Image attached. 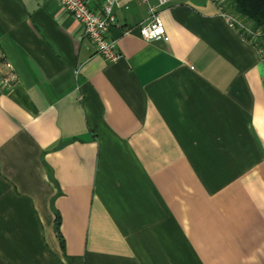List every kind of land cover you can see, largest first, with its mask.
<instances>
[{
	"label": "crops",
	"instance_id": "crops-1",
	"mask_svg": "<svg viewBox=\"0 0 264 264\" xmlns=\"http://www.w3.org/2000/svg\"><path fill=\"white\" fill-rule=\"evenodd\" d=\"M223 12L120 0L109 62L57 0H0V264H264V49Z\"/></svg>",
	"mask_w": 264,
	"mask_h": 264
},
{
	"label": "built area",
	"instance_id": "built-area-1",
	"mask_svg": "<svg viewBox=\"0 0 264 264\" xmlns=\"http://www.w3.org/2000/svg\"><path fill=\"white\" fill-rule=\"evenodd\" d=\"M61 6L67 9L72 16L80 22L84 27L85 36L95 45L98 54L102 55L107 61H117L121 56L116 48V41L109 39L107 33L115 24V7L120 0H104V4L100 12L94 11L88 0H57ZM147 1V0H143ZM160 5H165L169 0H159ZM223 15L241 34H253L246 25L230 13L223 12ZM135 28L138 29L140 36L148 41L166 38V29L161 20L159 7L151 6L149 9V17L139 23ZM127 29L125 32H132L133 29ZM254 35V34H253ZM257 41V35L253 36ZM7 68H12L9 62L5 63ZM1 76V74H0ZM1 81L6 83L8 77L2 75Z\"/></svg>",
	"mask_w": 264,
	"mask_h": 264
},
{
	"label": "trees",
	"instance_id": "trees-1",
	"mask_svg": "<svg viewBox=\"0 0 264 264\" xmlns=\"http://www.w3.org/2000/svg\"><path fill=\"white\" fill-rule=\"evenodd\" d=\"M221 3L224 11H233L248 21L255 30L264 33V0H216ZM230 7V9H228ZM246 37L247 34L245 33ZM249 37V36H248ZM252 41L254 39L250 38ZM255 41V40H254ZM256 44L264 49V35L258 37Z\"/></svg>",
	"mask_w": 264,
	"mask_h": 264
},
{
	"label": "rangeland",
	"instance_id": "rangeland-1",
	"mask_svg": "<svg viewBox=\"0 0 264 264\" xmlns=\"http://www.w3.org/2000/svg\"><path fill=\"white\" fill-rule=\"evenodd\" d=\"M228 9H230V7H228ZM233 17L237 18L239 21H241L244 25H246L248 27V29H250L252 31L251 35H248L250 38H254L253 36L257 35V37H261L264 35V33L261 30H255L253 27V24L251 23V21L246 20L245 18H242L240 15L234 13L233 11H228ZM254 41V40H253Z\"/></svg>",
	"mask_w": 264,
	"mask_h": 264
}]
</instances>
